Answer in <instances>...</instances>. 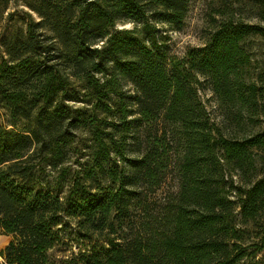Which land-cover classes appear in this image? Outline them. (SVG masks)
Wrapping results in <instances>:
<instances>
[{
	"label": "trees",
	"instance_id": "trees-1",
	"mask_svg": "<svg viewBox=\"0 0 264 264\" xmlns=\"http://www.w3.org/2000/svg\"><path fill=\"white\" fill-rule=\"evenodd\" d=\"M14 3L23 25L0 24V228L14 235L0 264H264L263 86L244 75L264 0L251 20L237 2L184 58L154 31L180 30L191 0H0V23ZM204 84L237 110L213 116ZM172 169L179 191L159 193Z\"/></svg>",
	"mask_w": 264,
	"mask_h": 264
},
{
	"label": "rangeland",
	"instance_id": "rangeland-1",
	"mask_svg": "<svg viewBox=\"0 0 264 264\" xmlns=\"http://www.w3.org/2000/svg\"><path fill=\"white\" fill-rule=\"evenodd\" d=\"M237 2H240L241 17L245 20H251L252 16H256L258 11L256 10L260 0H191L190 8L183 27L180 30H176L170 25L159 24L157 30L154 31L155 39L160 44L161 49L169 55H175L178 58H184L191 50L200 49L205 46L209 39L210 33L213 31L214 26L221 17V15L227 11H231ZM17 5V6H16ZM10 10L13 12V16L8 18L7 12L4 19H2L1 26H6V30H10L14 25V21L18 25L22 26L24 23L23 16L16 11L19 7L18 3L10 5ZM118 28H132V23L118 24ZM246 49L250 53L251 61L245 66L244 75L247 80H257L262 88V98L259 101L258 111L253 114L255 117H261L264 120V37L257 34H250L247 42ZM2 52L0 50V60ZM205 88L200 89L201 98L206 102L209 111L213 116L221 118L224 111L231 114L232 110L236 111L239 104L227 106L224 109H220L217 105V99L211 88L204 84ZM125 94L134 93L133 86L126 84L124 86ZM63 107V104L60 105ZM232 108V109H231ZM250 115L248 111L247 116ZM8 111L6 109H0V122L7 124ZM23 121H19L18 127L22 126ZM255 128H260L257 124ZM264 128V122H263ZM252 127L248 126L243 130L242 134H246L252 131ZM82 143L86 140L87 135L85 132L80 133ZM259 174L264 175V150L259 161ZM234 186H237L238 179L234 177ZM179 191V178L177 171L172 169L168 174L166 181L161 186L159 193L162 194H174ZM261 222H264V214ZM264 226V225H263ZM261 228V227H260ZM14 239L13 234H8L0 228V261H4L1 253L6 246Z\"/></svg>",
	"mask_w": 264,
	"mask_h": 264
}]
</instances>
